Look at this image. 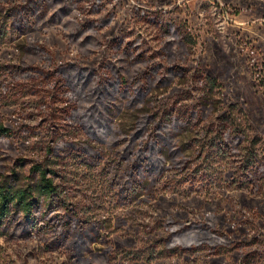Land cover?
Returning a JSON list of instances; mask_svg holds the SVG:
<instances>
[{
	"label": "rangeland",
	"instance_id": "obj_1",
	"mask_svg": "<svg viewBox=\"0 0 264 264\" xmlns=\"http://www.w3.org/2000/svg\"><path fill=\"white\" fill-rule=\"evenodd\" d=\"M224 112L245 132L221 150ZM0 124V174L41 163L59 190L40 224L3 228L0 264H264V170L239 160L247 134L264 154V0H0ZM189 224L210 246L162 254Z\"/></svg>",
	"mask_w": 264,
	"mask_h": 264
},
{
	"label": "trees",
	"instance_id": "obj_2",
	"mask_svg": "<svg viewBox=\"0 0 264 264\" xmlns=\"http://www.w3.org/2000/svg\"><path fill=\"white\" fill-rule=\"evenodd\" d=\"M178 28V27H177ZM182 39L186 42H190L189 32H181ZM177 69L179 66H175ZM119 77L123 82H126V78L119 72ZM93 76L90 73H81L78 76H68V84L74 86L76 83L85 81L89 82ZM207 81L211 84L217 85L219 81L216 77L207 76ZM211 89L213 86H210ZM180 112L177 113L179 116ZM245 128H242L240 123L237 121V118L233 115H229L226 112L219 116V121L217 123V135L215 138L217 147L221 150L232 149V145L227 141L228 139H234L238 137V143H241L242 136L244 135ZM13 137L15 134L12 130L0 124V138L1 137ZM248 146H242L240 155V165L243 168V177L245 181L252 179L254 173H258L261 170H264V154L260 156L259 151L256 149L260 148L261 139L257 136L252 138L248 136ZM244 139V138H243ZM247 139V138H246ZM31 170L35 173L34 182H27L25 185H20L16 180H10L7 175L0 174V233L3 231V228L8 224H11L12 220L16 219L18 215L20 224H29L30 226H36L40 224V221H43V218L46 212V207L49 206L59 194L58 185L56 184L54 177L50 175L48 168L41 163H35L31 166ZM247 178V179H246ZM252 181V180H251ZM44 208V210H42ZM71 222L69 218L62 220H51L49 221L50 227H53L51 230H58L59 225L63 229L68 230L71 227ZM188 226H183L181 228H175L170 230L167 226V234L161 238L159 243L161 244L160 252L164 255H174L180 254L185 251H192L198 249H204L210 246L206 242H199L192 244L191 242L181 240L179 235L183 230H187ZM183 229V230H182ZM196 229L201 231L212 232L214 237L220 238L221 240L227 239V234L220 229L210 226L206 222H200L196 226ZM82 234L79 235V243L81 245H88L91 242L94 228L92 227H82ZM101 239V238H100ZM198 244V245H197ZM104 255V254H103ZM105 256V255H104Z\"/></svg>",
	"mask_w": 264,
	"mask_h": 264
}]
</instances>
